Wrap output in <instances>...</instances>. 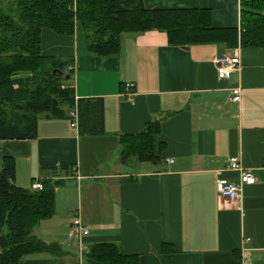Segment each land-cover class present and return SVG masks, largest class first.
I'll return each mask as SVG.
<instances>
[{
	"label": "crops",
	"instance_id": "obj_1",
	"mask_svg": "<svg viewBox=\"0 0 264 264\" xmlns=\"http://www.w3.org/2000/svg\"><path fill=\"white\" fill-rule=\"evenodd\" d=\"M143 3L210 9L212 27L241 28V0ZM41 47L72 60L77 99H103L105 132L80 134L70 118L43 117L33 137L0 138V169L13 159L16 185L61 182L54 215L35 233L64 255L36 254L20 264H86L71 234L77 216L90 228L84 247L117 242L139 264H264V47H240L241 67L226 77L213 58L239 45L172 44L161 29L124 33L119 53L100 55L79 25L74 35L45 28ZM129 81L132 101L123 95ZM236 87L240 101L232 99ZM154 120L162 122L155 157L123 161L122 135ZM232 156L257 178L234 202L217 189L220 177L240 178L228 168Z\"/></svg>",
	"mask_w": 264,
	"mask_h": 264
},
{
	"label": "trees",
	"instance_id": "obj_2",
	"mask_svg": "<svg viewBox=\"0 0 264 264\" xmlns=\"http://www.w3.org/2000/svg\"><path fill=\"white\" fill-rule=\"evenodd\" d=\"M81 26L88 49L100 55L119 53L121 36L151 29L167 32L172 44L224 42L228 47H264V0H241V28H215L205 8H147L143 0H0V138H30L43 117L70 118L78 111L80 134L105 132L102 98H76L71 83L72 60L46 56L42 31L74 35ZM55 71V72H54ZM70 74V78L66 75ZM161 121L121 137L122 159L155 157V135ZM44 181L40 191L15 184L13 159L0 169V264H20L28 256L64 255L57 243L39 238L35 230L55 213L56 186ZM86 264H139L117 242L85 247ZM79 264V263H75Z\"/></svg>",
	"mask_w": 264,
	"mask_h": 264
},
{
	"label": "built area",
	"instance_id": "obj_3",
	"mask_svg": "<svg viewBox=\"0 0 264 264\" xmlns=\"http://www.w3.org/2000/svg\"><path fill=\"white\" fill-rule=\"evenodd\" d=\"M213 63L216 67L217 74L219 77H226L231 72L237 70L241 67V59L238 53L231 54L230 52H223L217 54L213 58ZM68 70L73 69V64H68ZM135 86L134 82H125L123 95H126L128 100H133V88ZM234 101L241 100V90L239 87H236L232 90ZM72 115V124L78 125V111L77 109L71 112ZM228 168L231 170H236L240 172V178L238 181H230L226 178H218L217 180V189L219 196L221 198H225L231 202L237 201L242 194L243 187L246 184H253L257 181L256 176L249 171H246L240 161L239 156H232L228 162ZM45 187L44 182L40 180H36L31 184L30 189L40 191ZM90 233V228L87 224H85L80 216H77L72 223L71 234L76 237L79 242V248L81 254L84 251V238L88 236Z\"/></svg>",
	"mask_w": 264,
	"mask_h": 264
},
{
	"label": "rangeland",
	"instance_id": "obj_4",
	"mask_svg": "<svg viewBox=\"0 0 264 264\" xmlns=\"http://www.w3.org/2000/svg\"><path fill=\"white\" fill-rule=\"evenodd\" d=\"M240 47H242V46H240L239 45V47L237 48H235V49H233V50H230L229 52L231 53V54H235V53H238L239 54V52H238V49L240 48ZM228 52V51H227ZM70 63H72L73 64V62H70Z\"/></svg>",
	"mask_w": 264,
	"mask_h": 264
},
{
	"label": "water",
	"instance_id": "obj_5",
	"mask_svg": "<svg viewBox=\"0 0 264 264\" xmlns=\"http://www.w3.org/2000/svg\"><path fill=\"white\" fill-rule=\"evenodd\" d=\"M54 72H55V71H54ZM66 78H70V74H67V75H66Z\"/></svg>",
	"mask_w": 264,
	"mask_h": 264
}]
</instances>
